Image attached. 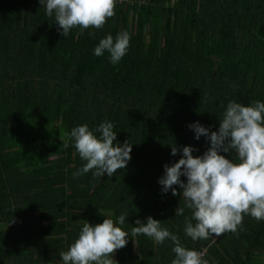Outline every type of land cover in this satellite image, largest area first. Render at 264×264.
I'll list each match as a JSON object with an SVG mask.
<instances>
[{
	"label": "trees",
	"instance_id": "16d2710c",
	"mask_svg": "<svg viewBox=\"0 0 264 264\" xmlns=\"http://www.w3.org/2000/svg\"><path fill=\"white\" fill-rule=\"evenodd\" d=\"M60 31L39 0H0V264H62L81 221L121 214L129 240L118 264L175 258L170 239L131 236L149 216L205 251L208 264H264V220L245 215L235 234L192 241L191 210L176 216L183 198L158 183L164 165L182 158L172 146L198 149L194 157L210 147L188 125L218 131L229 101L264 102V0H123L102 29ZM124 31L130 45L117 64L94 55L101 39ZM104 121L114 144L132 145L131 160L112 177L73 178L86 162L65 134L87 124L99 137Z\"/></svg>",
	"mask_w": 264,
	"mask_h": 264
},
{
	"label": "clouds",
	"instance_id": "9594fccd",
	"mask_svg": "<svg viewBox=\"0 0 264 264\" xmlns=\"http://www.w3.org/2000/svg\"><path fill=\"white\" fill-rule=\"evenodd\" d=\"M39 4L47 16L54 15L58 31L62 30L60 35L66 38L74 28L81 32L102 29L115 15L116 0H39ZM129 45L127 31L119 33L115 40L109 34L99 41L94 55L99 57L107 52L110 62L117 64ZM188 127L197 141L203 136L210 147L202 156L194 157L192 153L198 149L172 146L171 155L181 152L182 158L171 166L165 164L164 175L158 180L163 193L171 190L173 196L183 198L185 206L175 210L176 216H184L185 208L191 210V217H185V235L192 241L211 239L215 243L214 237L237 233L245 215L258 222L264 220V102L244 106L229 101L219 120L218 131H211L199 122ZM95 132L101 135H94L85 124L65 134L68 140L74 141L73 147L86 162L73 173V178L90 171L94 178L105 174L112 177L131 160L132 145L128 141L114 144L117 134L111 122L104 121ZM62 146L67 148L69 144L64 141ZM221 152H235L239 162L226 159ZM182 176L186 177V183L181 180ZM126 218L127 214H121L116 222L105 218L94 226L81 221L83 226L78 238L67 251L60 253L62 264H118L113 257L127 246L129 234L117 223L123 225ZM135 224L138 226L132 227V237L144 235L157 244L166 239L173 242L175 258L171 264H208L202 258L203 253L182 246L177 235L161 228V222L151 216L146 223L137 219Z\"/></svg>",
	"mask_w": 264,
	"mask_h": 264
},
{
	"label": "built area",
	"instance_id": "2783aa9c",
	"mask_svg": "<svg viewBox=\"0 0 264 264\" xmlns=\"http://www.w3.org/2000/svg\"><path fill=\"white\" fill-rule=\"evenodd\" d=\"M123 0H116V5H119L122 3ZM201 253H203V259L205 258L206 254H205V251H202Z\"/></svg>",
	"mask_w": 264,
	"mask_h": 264
}]
</instances>
